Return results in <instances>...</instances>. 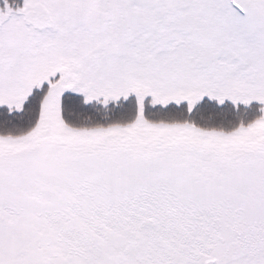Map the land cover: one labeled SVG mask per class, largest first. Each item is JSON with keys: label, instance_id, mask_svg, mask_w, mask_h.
I'll use <instances>...</instances> for the list:
<instances>
[{"label": "snow or ice", "instance_id": "1", "mask_svg": "<svg viewBox=\"0 0 264 264\" xmlns=\"http://www.w3.org/2000/svg\"><path fill=\"white\" fill-rule=\"evenodd\" d=\"M0 264H264V0H0Z\"/></svg>", "mask_w": 264, "mask_h": 264}]
</instances>
